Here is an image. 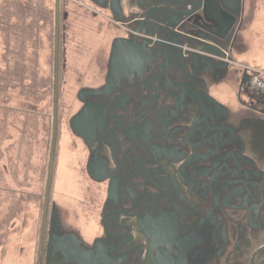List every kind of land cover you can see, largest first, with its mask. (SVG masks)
I'll use <instances>...</instances> for the list:
<instances>
[{
	"label": "flooded vegetation",
	"instance_id": "obj_1",
	"mask_svg": "<svg viewBox=\"0 0 264 264\" xmlns=\"http://www.w3.org/2000/svg\"><path fill=\"white\" fill-rule=\"evenodd\" d=\"M253 1L88 0V10L105 17V68L98 84L80 87L78 109L65 120L58 94L56 123L54 41L57 139L49 206L45 216L50 158L39 212V242L46 219L42 264H264V90L251 84L261 69L235 54L239 32L256 21ZM204 2L221 11L213 33L202 28L212 25ZM59 10L60 93L71 18L62 0ZM193 10L202 22L189 19ZM159 15L172 40H159ZM207 46L208 60L199 56ZM18 58L8 89L15 106L45 84ZM64 126L78 170L69 179L58 154ZM59 169L61 179L76 185L85 176L93 188L82 226L63 196L69 190L56 186Z\"/></svg>",
	"mask_w": 264,
	"mask_h": 264
},
{
	"label": "rangeland",
	"instance_id": "obj_2",
	"mask_svg": "<svg viewBox=\"0 0 264 264\" xmlns=\"http://www.w3.org/2000/svg\"><path fill=\"white\" fill-rule=\"evenodd\" d=\"M88 3V0H62V11H67L71 18L64 23L67 35L63 44L68 59L67 73L60 77L59 110L63 119L78 109L76 95L80 87L98 84L99 73L105 68V17L93 15ZM55 9L56 0H0V264H31L34 243L40 239L39 212L45 202L52 143ZM250 11H260L254 24L263 27L264 18L260 14L264 11V0L253 1ZM69 22L74 27L70 28ZM254 24L239 32V40L254 33ZM21 47H24L23 52ZM238 51L239 56H246L248 52L250 59L255 57L253 65L264 69V41L253 39L247 52L246 48L240 51V47ZM21 56L29 60L30 72H36L39 83L45 81L46 91L38 86L39 96L36 97L25 91L26 94L18 96L15 106L11 104L8 89L13 67L17 72L20 70L18 57ZM24 68L22 65L21 69ZM24 99H29L28 104ZM25 124L28 125L26 130ZM59 146L63 177L77 176L65 126ZM61 172L59 169L56 186L69 190V195L63 196L76 207L82 226L90 218L88 202L93 188L85 181V176L78 178L75 185L61 179ZM71 185L75 193L70 192Z\"/></svg>",
	"mask_w": 264,
	"mask_h": 264
},
{
	"label": "water",
	"instance_id": "obj_3",
	"mask_svg": "<svg viewBox=\"0 0 264 264\" xmlns=\"http://www.w3.org/2000/svg\"><path fill=\"white\" fill-rule=\"evenodd\" d=\"M176 3L175 5H180L183 7H186L187 3L190 0H174ZM61 8V0H56V14H57V30H56V38H55V44H56V56H57V65H56V76H55V105L54 106V112H55V123L57 120V114H58V94H59V64H58V47H59V28H60V9ZM203 10V17L206 22H211L212 25H207L205 24L202 26L203 31H206V33H213L215 31V28L217 27L218 22L220 21V17H218V12L221 11H208L207 9V4L204 2L203 6L201 7ZM154 11H163V9H155ZM197 10H193L192 13H190L189 19H193L194 17L199 16L198 12L195 13ZM161 14V13H159ZM202 17H198L197 22H202ZM158 24L161 26V28L157 31L158 38L159 40L163 41H169L171 39V33H170V28L169 27V22L166 19H162L161 15L158 16ZM165 31L167 33L165 34ZM161 33H164V37L161 38ZM212 49L210 47H205L202 49V52L200 53L199 56L204 57V59L208 60L207 57L208 55L212 54ZM203 59V58H200ZM75 122H73L74 126ZM56 139H57V125L55 124V131L53 135V141H52V147H51V156H50V167H49V173H48V184H47V190H46V202H45V216L47 214L48 206H49V198H50V187L52 185L53 181V174H54V161H55V150H56ZM45 232H46V219L43 221V228H42V235H41V240L39 244V253H38V259H37V264H42V257H43V248H44V239H45Z\"/></svg>",
	"mask_w": 264,
	"mask_h": 264
},
{
	"label": "crops",
	"instance_id": "obj_4",
	"mask_svg": "<svg viewBox=\"0 0 264 264\" xmlns=\"http://www.w3.org/2000/svg\"><path fill=\"white\" fill-rule=\"evenodd\" d=\"M260 12V11H258ZM258 12L257 11H253L252 14H253V18L254 20L256 19V17H259L258 15ZM262 17L264 18V11H261V14ZM248 21V19H247ZM246 21V23H247ZM255 21H250L248 23V27H250L252 24H254ZM247 26H245L246 28ZM245 28H243L241 31H243ZM254 33L250 36V35H246L244 38L240 39L239 40V35H238V41H237V49L235 50V54H236V57H238V60L239 61H243V62H246V61H249L251 62L252 64L254 63L255 61V57H254V60L250 59L248 56L250 55L247 51H248V48H249V45L252 44L253 45V39L254 40H258V41H264V26L263 27H257L255 24H254ZM240 31V32H241ZM240 47V51H244L245 48H246V52H247V55H243V56H239L238 54V48ZM240 58H243V59H240ZM34 253H33V256L31 257V264H37V259H38V243L35 242L34 243Z\"/></svg>",
	"mask_w": 264,
	"mask_h": 264
},
{
	"label": "built area",
	"instance_id": "obj_5",
	"mask_svg": "<svg viewBox=\"0 0 264 264\" xmlns=\"http://www.w3.org/2000/svg\"><path fill=\"white\" fill-rule=\"evenodd\" d=\"M251 84L257 89L264 90V72L261 70L255 72Z\"/></svg>",
	"mask_w": 264,
	"mask_h": 264
},
{
	"label": "bare ground",
	"instance_id": "obj_6",
	"mask_svg": "<svg viewBox=\"0 0 264 264\" xmlns=\"http://www.w3.org/2000/svg\"><path fill=\"white\" fill-rule=\"evenodd\" d=\"M54 47V46H53Z\"/></svg>",
	"mask_w": 264,
	"mask_h": 264
}]
</instances>
